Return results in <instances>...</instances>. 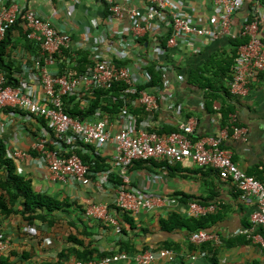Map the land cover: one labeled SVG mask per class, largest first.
I'll use <instances>...</instances> for the list:
<instances>
[{
  "label": "crops",
  "instance_id": "1",
  "mask_svg": "<svg viewBox=\"0 0 264 264\" xmlns=\"http://www.w3.org/2000/svg\"><path fill=\"white\" fill-rule=\"evenodd\" d=\"M20 4L34 9L40 16L50 19L60 31L68 32L78 50L87 51L91 61L98 54L109 55L121 60L124 65L129 60L122 58L121 47L118 44V34L115 32V20L110 18V11L104 0H17ZM124 6H133L143 10L147 0H106ZM181 2L180 11L199 24L214 28L217 19L212 8V0H175ZM253 10L259 15V35L264 40V0H247ZM250 10L243 5L231 17L230 30L237 33L247 21ZM160 24L170 23L169 17H164ZM127 22V20H125ZM11 47L12 67L17 71V77L27 74L34 60V46L23 44L22 36L14 30ZM143 37V36H142ZM140 37V38H142ZM149 37V36H148ZM156 45V44H155ZM171 48L170 57L176 60V65H165L166 79L161 90H156L159 107L151 116L143 112L138 100L128 101L130 112L136 123H144L148 129L158 130L162 135L179 128L180 124L189 118L196 120L192 135L207 137L216 134L220 128L217 109L218 101H210L197 87L189 84L188 72L203 64L208 56L221 55L229 52L230 45L227 36L215 39L204 38L203 45L188 42L178 43ZM146 58H155L160 62L169 56L154 47L145 44ZM199 48V50H197ZM141 52V51H140ZM224 57V55L222 54ZM143 60V59H142ZM90 62L87 67L92 65ZM145 64V61H144ZM86 66L82 69L84 71ZM59 67V66H58ZM58 67L52 66L58 72ZM69 74L78 73L70 69ZM76 102L85 105L84 95H76ZM236 96V95H235ZM234 124L247 128V139H228L224 145L230 149L233 160L247 175L263 177L264 163V76L258 75L250 84L249 93L236 96L234 101ZM122 107L121 109H123ZM120 109V110H121ZM116 114L97 109L88 120L95 121L106 118L108 128L116 132L125 119L124 114ZM42 128L48 127L37 121L35 117L16 109L0 110V146L5 150L31 149ZM97 153L111 165V173L101 171L92 176L91 183L79 185L56 180L48 169L37 166L30 159L16 161L17 172L29 177L36 191L46 192L60 200L67 198L70 202L82 205L85 212L75 206L65 210L37 211L34 217L27 218L22 212L0 211V235L9 238V247L0 254V264H74L77 259L74 249H82V245L69 242L70 235L76 236L84 244L91 243L98 252L117 250V238L113 225L103 221L87 210L94 203L107 205L108 213L119 219L122 227L135 242L136 248L143 246L156 247L165 241L173 242L179 247L177 252L183 253L179 264H264V235L258 228L249 230L248 234L240 230L250 226L249 215L254 208L253 202H243L237 198L238 190L233 183L221 179L217 171L211 167H198L190 159L175 163L152 158L147 162L133 163L122 175L112 163L114 154L113 143H107L96 149ZM30 152V151H29ZM121 180L127 186L135 188L146 196H159L163 200L161 206L154 209H143L133 214L137 228L129 229L122 222V217L113 208L116 194V183ZM187 195V197L185 196ZM213 197L221 205L222 217L210 228L218 233L221 241L210 242L214 253L206 248L207 243L194 244L187 237L186 230L174 229L168 232L160 229L159 219L165 217L168 211L185 215L188 204L195 200L204 202ZM204 205V204H202ZM119 224V223H118ZM143 228L146 230L143 231ZM253 235L255 237H253ZM120 237V236H119ZM118 237V238H119ZM255 238V239H254ZM190 244L196 248L190 249ZM209 245V246H210ZM206 249L208 255L197 256L189 261V253ZM175 250V249H174ZM214 257L215 261L212 260ZM115 264H135L131 261H119ZM154 264H174L158 260Z\"/></svg>",
  "mask_w": 264,
  "mask_h": 264
},
{
  "label": "built area",
  "instance_id": "2",
  "mask_svg": "<svg viewBox=\"0 0 264 264\" xmlns=\"http://www.w3.org/2000/svg\"><path fill=\"white\" fill-rule=\"evenodd\" d=\"M7 1L0 0V42L7 29L20 17L26 37L37 43L40 51L38 56L33 57L34 62L27 74L18 77L15 85L7 83L0 69V110L16 109L29 116L42 118L48 127V131L45 128L40 130L32 144L36 155L27 149L17 148L6 150L8 157L20 162L30 159L37 166L48 169L56 180L79 185L90 184L92 172L89 165L74 152L78 143L92 145L96 149L113 143L112 163L122 175L137 160L155 158L175 163L190 159L198 167L216 169L221 179L233 183L241 201L254 203L249 215L250 226L240 230V233L248 234L253 228L264 231V170L263 181L247 175L233 160L230 149L224 145L228 139H247V128L234 124V115L230 116L231 124L220 127L216 134L192 140L190 135L196 126L193 118L180 124L176 131L162 135L157 130L148 129L144 123L137 124L133 115L124 107L120 114H124L126 120L113 132L108 128L106 118L81 120L69 115L63 108V97L66 95L89 96L95 89L110 88L115 82H123L124 101L128 102L132 98L133 101L138 100L147 115L151 116L159 107L158 95L138 88L149 80L144 61L138 56L140 51H145L138 39L148 35L153 46L157 47L156 38L162 33L161 20L167 16L172 29L168 46H176L181 42L203 45L204 38L215 39L224 35L230 38L238 35L247 37L246 42L238 47L232 79L228 85L233 95L246 96L251 82L258 75L264 76V40L259 35V15L255 10H250L251 20L246 21L237 33L230 30L232 15L247 0H212L215 18L218 20L214 28L186 17L180 11V1L147 0L143 10L110 1V18L117 22L115 32L118 34L122 58L129 61L125 65L117 64L113 57L101 53L95 56L92 65L76 74H69V70L60 74L51 68L56 65L55 55H59L63 49L70 50L75 59L76 47L71 35L60 31L50 19L40 16L34 9L17 0H11L10 3ZM162 203L161 197L146 196L124 182L116 186L114 205L123 211L135 215L143 209L159 207ZM215 210V204L202 205L191 201L185 215L199 217ZM87 212L113 225L118 239V221L108 213L106 204L94 203ZM189 240L196 244L221 241L217 232L206 229L193 232ZM9 245V238L0 235V254ZM183 255L173 248L156 246L135 253L119 251L97 260L76 259L74 264H115L119 261L154 264L158 260L179 264ZM197 256H205V252L200 250L186 257L192 261Z\"/></svg>",
  "mask_w": 264,
  "mask_h": 264
},
{
  "label": "trees",
  "instance_id": "3",
  "mask_svg": "<svg viewBox=\"0 0 264 264\" xmlns=\"http://www.w3.org/2000/svg\"><path fill=\"white\" fill-rule=\"evenodd\" d=\"M11 0L7 1L10 3ZM106 5L109 8V4L106 0ZM244 5H247L249 10H252L249 2L246 1ZM251 20V14L247 17V22ZM14 30H17L19 34L22 36L23 44L33 45L34 51L32 54L34 56H38L40 48L39 45L26 37V31L22 27V20L19 17L17 21L7 29L3 40L0 42V69L5 75L7 83L17 84L18 77L15 75L17 71L12 67L13 61L11 59V47L14 45V39L12 34H14ZM172 33L171 25L168 22V25L163 24V31L156 38V45L160 50L167 55H169L171 48L168 47L167 41ZM230 51L222 52L224 57L219 54H213L208 56L207 59L203 62L195 70L192 69L188 72L187 82L191 85L197 86L204 96L208 98L210 101H218L219 107L217 109V115L219 118L220 127H224L226 125H230V116L234 113L235 105L233 103L235 99V95L230 93L229 91V82L232 79V71L234 65V59L238 52V47L245 43L247 37L243 35H238L234 38L228 37ZM138 42L144 46L146 43L150 44L152 41L149 39L148 35H144L142 38L138 39ZM169 52V53H167ZM139 57L145 61V69L149 74V80L144 84L138 86L139 89H145L151 93H157L156 90L163 87L166 77V71L163 70L165 65L175 66L176 60L172 57L166 56V59L160 62L158 59L146 58V55L142 52H139ZM56 58V66L58 67V73H63L64 71H68L70 69H74L77 72H81L82 69L88 65L91 61L90 55L87 51L76 49V57L73 59L72 53L70 50L63 49L59 55H55ZM117 64H124L121 60L114 59ZM87 67V66H86ZM124 83L123 82H115L112 84L110 88H102L95 89L92 91L89 96L86 95V103L81 106L79 102H76V95H66L63 97V108L66 113L73 117H77L81 120L88 119L92 117L97 109H101L102 111L110 112L112 114H116L121 111L122 107L126 105L130 112L131 109L128 107L129 102L124 101L123 95ZM121 109V110H120ZM143 112L144 109H143ZM146 113V112H145ZM37 121L46 125L44 120L39 117H35ZM154 130V129H153ZM177 130V129H176ZM175 129L172 131H176ZM158 131V130H157ZM167 131V132H172ZM160 133V132H159ZM192 140H196L199 137H194L192 134L190 135ZM32 155H36L35 150L29 149ZM74 152L78 154V156L82 159V161L89 165L90 170L92 172V176H95L96 173L101 171H108L111 168V165L107 162V160L101 157L96 148L92 145H84L82 143H78V147L74 149ZM148 160H137L133 163L138 162H147ZM132 163V164H133ZM212 168V167H211ZM214 170V168H212ZM216 170V169H215ZM261 181H263V177H255ZM116 186L121 183V180L114 181ZM187 197V195H185ZM188 198V197H187ZM237 198H239V193L237 194ZM195 201V200H193ZM200 204L208 205L215 204L216 210L206 215H202L199 217L194 216H186L181 213L175 211H168L165 217L159 219L160 229L172 232L174 229L186 230L187 237L197 231L198 229H206L209 231L210 228L222 217V214L219 212L221 209V205L217 203V201L213 200V197L209 198L207 201L201 202ZM71 206H75L82 212L85 210L82 208V205H79L77 202H70L67 198H63L60 200L56 196L50 195L46 192L36 191L32 185V180L17 172L16 160L8 157L6 155V150L1 145L0 146V211L2 212H22L26 215L27 218L38 216L34 215V212L39 211H53V210H65V208H69ZM113 208L117 211L119 215H121L122 222L128 225L129 229L137 228L135 223V218L133 214L130 212L123 211L113 205ZM119 223V238L117 239V250H111L108 252H98L96 248L91 246V243L88 245H83L84 243L79 240L76 236L70 235L68 237V241L75 243L77 245H82V249H74V253L77 259L82 261L89 260H97L101 259L105 256L112 255L115 252L125 251L128 253H135L138 251H143L146 248H150V246L145 245L141 249H137L135 242H132L130 238H123V235H128L127 229L122 227V223L119 219H117ZM122 225H121V224ZM145 229L143 228V231ZM146 231V230H145ZM262 235H264V231L262 229H258ZM207 243V247L212 254L215 252L214 247L210 245V242ZM196 244V243H194ZM194 244H190V249L196 248ZM210 245V246H209ZM161 248H173L176 251L178 250L177 244L173 242L165 241L159 245ZM201 251L205 252V255H208L206 249H201ZM180 252V251H178ZM192 253V252H191ZM189 253V254H191ZM212 260L215 261L214 257Z\"/></svg>",
  "mask_w": 264,
  "mask_h": 264
}]
</instances>
